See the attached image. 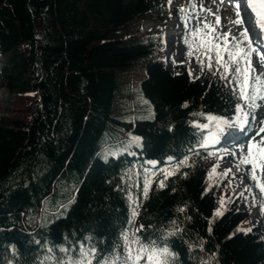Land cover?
<instances>
[{
	"label": "trees",
	"instance_id": "obj_1",
	"mask_svg": "<svg viewBox=\"0 0 264 264\" xmlns=\"http://www.w3.org/2000/svg\"><path fill=\"white\" fill-rule=\"evenodd\" d=\"M153 13L158 26L135 36ZM167 17L154 0H0V76L15 107L0 116V264L111 255L140 225L170 264H264V209L248 231L239 226L253 204L239 211V196L213 214L229 176L209 184L215 155L192 126L233 114L229 88L198 61L193 80L166 68ZM134 66L150 112L113 117L116 72ZM128 134L138 145L102 154Z\"/></svg>",
	"mask_w": 264,
	"mask_h": 264
},
{
	"label": "snow or ice",
	"instance_id": "obj_2",
	"mask_svg": "<svg viewBox=\"0 0 264 264\" xmlns=\"http://www.w3.org/2000/svg\"><path fill=\"white\" fill-rule=\"evenodd\" d=\"M246 3L247 8L254 14L256 26L264 32V0H246ZM189 8L192 13L196 12L195 0H190ZM199 8L201 12H209L215 16V25L206 17L203 19L197 17V27L189 32L191 43L188 44V56H194L213 76H217L223 82L224 87L229 88V104L233 113L231 116L209 114L206 116L208 123L196 124L195 127L202 130L212 127L217 130V133L211 134V141L205 139L200 146L207 148L210 144H218L220 143L218 133L224 132L226 128L235 129V132H229L223 137L224 144L232 145L236 149L231 152L228 149L224 150V154L231 155L236 163L226 168L223 175L227 178L230 174L243 171L242 182L245 178L252 182L245 186V191L251 193L256 188L261 195H264V183L261 182L264 178V135H262L264 118L260 119L259 127L255 126L257 121L255 110L261 106L260 102H264V73H258L252 65L253 53L264 61V46L252 41L247 27H242L238 32H233L232 29H228L227 32L218 31L221 27L220 17L211 13L210 9H205L203 5ZM179 11L183 12L185 8L181 7ZM236 17L237 19L232 22L242 26L244 21L240 18L238 4ZM205 37H210V40H206ZM223 158L224 155L218 152L216 162L208 173L209 180L216 174L218 162ZM249 165L251 167H248ZM162 175L163 179L158 181V186L161 188L165 186L168 177L175 175V172H164ZM151 184L152 180L145 177L141 191L143 197H147ZM240 197H244V192L240 193ZM260 203L261 208L264 209V200ZM220 206L221 208L224 206L223 199ZM137 208L138 204L134 202L129 225L138 215ZM215 214L223 213L217 209ZM143 229V225H140L135 232L126 229L121 234L123 243L119 246L118 252L109 249L111 255L105 253L97 255L96 248H82L80 259L73 260L70 264H92L93 259L96 260V264H170L169 257L173 255L170 249L167 246H158L155 241L147 238L141 239L137 233L143 232Z\"/></svg>",
	"mask_w": 264,
	"mask_h": 264
},
{
	"label": "rangeland",
	"instance_id": "obj_3",
	"mask_svg": "<svg viewBox=\"0 0 264 264\" xmlns=\"http://www.w3.org/2000/svg\"><path fill=\"white\" fill-rule=\"evenodd\" d=\"M158 1L159 7L162 10V17L166 14L168 15L165 20V25L162 30L163 36L169 35L171 29L170 25L174 24L173 29L175 30V37L173 41H168V39L163 38V52H164V60L166 62V68L168 70H174L175 66H182L185 68L187 76L189 79L193 80L196 78L199 72L200 65L197 63L196 58L188 56V44L191 43V38L189 37V32L196 28L198 25L197 17L200 19L207 18L213 25H215V16L211 15L209 12H201L199 6L203 5L205 9H210L211 13H215L220 17V29L218 31L227 32L228 29H232L233 32H238L242 30L243 26H238L232 21H235L237 18H233V16L229 15V8L227 1L222 2L221 5H215L216 0H195L197 5V9L195 13L191 12L189 8L190 0H154ZM181 7L185 8V11L181 12L179 9ZM161 15L157 13L151 14V17L144 20L140 26H142V32H148L154 28H156L159 24V17ZM244 20V17H241ZM246 19H248L249 25L252 23V18L249 14H246ZM177 21H181L182 27L179 29ZM137 30V29H135ZM206 40H210V37H205ZM167 40V41H165ZM257 42V40H255ZM1 59H0V67H1ZM264 64V63H263ZM193 65L196 67L194 70ZM252 65L255 67L258 73H264L263 67L259 65V61L255 60L252 56ZM145 77L144 69L142 67H130L116 72V89L114 93V104L111 109L110 115L113 117H120L123 120H127L132 118L134 115L142 116L150 112L149 102L140 94L139 83ZM0 96L2 101L0 102V116L11 115L14 111V105L12 102L13 96L9 95L4 87L0 76ZM261 106L255 110V115L257 117L256 127H259L260 119L264 118V102H260ZM17 108V107H16ZM251 119V118H249ZM139 138L135 135L128 134L125 137H121L119 139L118 144H110L107 147V150L102 153L104 156L108 151L120 152L122 151L127 144H131L132 146L138 145ZM210 155H215L216 161V153L213 150H207ZM236 151V149H233ZM101 154V155H102ZM237 155L239 153L237 152ZM230 165L235 164L236 161L233 159L230 161ZM228 165V164H227ZM227 166L231 167V166ZM249 167V166H248ZM221 160L218 162V167L216 169V174L213 176L211 180H209V184L216 183L217 175L219 172H222V175L225 171ZM244 176V172H236L234 175L230 174L228 177L226 188L228 192L226 196L222 194L219 196L217 201V209H219L222 213L227 208L229 202L233 199V197H240V193L243 192L242 188L244 186V197H240L239 204L237 209L239 211L246 210L249 203L253 205L249 208L248 211V223L243 222L240 224L239 229L242 231H248L249 225H254L256 223L257 215L259 214V207L261 205V201L264 200V195L259 193V189L254 188L251 193L245 191V186L251 182L246 179L242 182L241 177ZM229 180L231 183H229ZM262 183H264V178H262ZM252 183V182H251ZM242 185V188L240 187ZM241 189H240V188ZM255 196V199L253 197ZM223 199L224 206L221 208L220 202ZM256 204V206H255ZM256 212V213H255Z\"/></svg>",
	"mask_w": 264,
	"mask_h": 264
},
{
	"label": "bare ground",
	"instance_id": "obj_4",
	"mask_svg": "<svg viewBox=\"0 0 264 264\" xmlns=\"http://www.w3.org/2000/svg\"><path fill=\"white\" fill-rule=\"evenodd\" d=\"M224 1H226V0H224ZM217 5H221V2H218L217 3ZM247 12H251L250 11V9H247ZM246 12H243V14L242 15H244L245 17H246ZM254 15V14H253ZM244 21V23L245 22H247L246 20H243ZM254 22H255V19H254ZM171 26V31H170V33H169V35H167V36H165L164 38H166V39H168V37H169V40L168 41H173V39H174V37H175V35H176V33H175V30L173 29V27H174V24L173 25H170ZM243 27H247L248 29H249V32L251 31L250 29H251V27L247 24V23H245L244 24V26ZM135 32H140V34H138V33H136V35L135 36H137V37H139V35H143L145 32L143 31L142 32V26L140 27V29H137ZM134 32V33H135ZM133 33V34H134ZM133 34H132V36H133ZM165 41H167V40H165ZM193 68H194V70H196V67L193 65ZM2 101V98H1V96H0V102ZM231 132H235V129H231ZM221 163L223 164V167L224 168H226L227 167V164H228V162H227V159L224 157L223 159H221Z\"/></svg>",
	"mask_w": 264,
	"mask_h": 264
}]
</instances>
